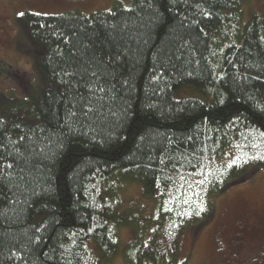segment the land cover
<instances>
[{
	"label": "trees",
	"instance_id": "obj_1",
	"mask_svg": "<svg viewBox=\"0 0 264 264\" xmlns=\"http://www.w3.org/2000/svg\"><path fill=\"white\" fill-rule=\"evenodd\" d=\"M244 1L22 17L40 84L0 91V264H114L130 226L122 264H190L184 230L264 169V14L242 25ZM112 180L143 185L148 222L118 213Z\"/></svg>",
	"mask_w": 264,
	"mask_h": 264
},
{
	"label": "rangeland",
	"instance_id": "obj_2",
	"mask_svg": "<svg viewBox=\"0 0 264 264\" xmlns=\"http://www.w3.org/2000/svg\"><path fill=\"white\" fill-rule=\"evenodd\" d=\"M69 1L67 4L65 1L49 0L42 8L34 10L40 14H61L70 11V8L90 14L108 11L114 3L123 6L131 3V0H90L87 3ZM18 8H23V4ZM242 8V25H245L252 13L264 14V0H245ZM0 10V91L11 98H26L40 84L37 57L26 32L20 34L9 23L7 16L11 15L15 7L11 9L1 6ZM177 97L210 100L208 95L192 87L180 89ZM111 184L116 191L115 199L122 202L118 209L120 215H134L140 224L151 219L153 202L144 198L140 182L112 180ZM198 194V189L193 187L187 196L191 201ZM212 202L213 217L184 230L180 259L188 257L190 264H264V169L213 197ZM133 235L131 226L120 229L114 264H122L121 255Z\"/></svg>",
	"mask_w": 264,
	"mask_h": 264
},
{
	"label": "flooded vegetation",
	"instance_id": "obj_3",
	"mask_svg": "<svg viewBox=\"0 0 264 264\" xmlns=\"http://www.w3.org/2000/svg\"><path fill=\"white\" fill-rule=\"evenodd\" d=\"M0 1L2 2L0 3V8L1 6L3 7L7 6L8 8L11 9L12 7H15V10L11 13V15H8L7 17L9 23L13 25V29L15 31H18L20 34H24L25 30H24V25L21 21L22 17H24L27 13H37L34 9L42 8L43 6H45L44 3L48 2L49 0H0ZM58 1H65L67 4L68 2H70L69 0H58ZM76 1L80 3H87L90 0H76ZM21 4H23V8L19 9L18 7ZM68 10H74V9L69 8Z\"/></svg>",
	"mask_w": 264,
	"mask_h": 264
}]
</instances>
